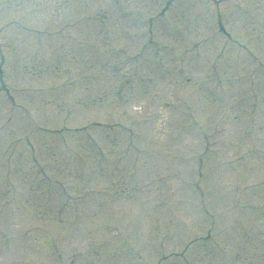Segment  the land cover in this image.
Segmentation results:
<instances>
[{
  "label": "rangeland",
  "instance_id": "1",
  "mask_svg": "<svg viewBox=\"0 0 264 264\" xmlns=\"http://www.w3.org/2000/svg\"><path fill=\"white\" fill-rule=\"evenodd\" d=\"M78 1L0 0V54L10 33L8 44L17 42L0 57V264H63L69 255L73 264H230L241 239L223 225L237 217L243 224L248 213L243 238L264 231L255 223L264 218V104L248 112L213 87L214 102L206 81L210 70H222L218 86L227 91L255 62L264 65V0H226L216 8L211 0H173L161 11L164 0ZM59 7L73 10L56 33ZM239 7L251 17L238 16ZM214 20L229 37L214 32ZM249 87L242 88L249 97H262L260 87ZM148 88L158 96L142 93ZM19 104L37 117L34 126ZM196 124L221 128L203 168L207 211L199 210L191 182L180 181L194 179ZM127 131H135L133 143ZM207 218L218 223L205 238ZM52 238L63 260L54 257ZM261 250L235 264H264Z\"/></svg>",
  "mask_w": 264,
  "mask_h": 264
}]
</instances>
